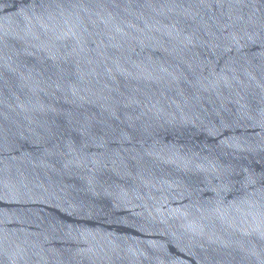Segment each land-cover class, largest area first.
<instances>
[{"label": "water", "instance_id": "1", "mask_svg": "<svg viewBox=\"0 0 264 264\" xmlns=\"http://www.w3.org/2000/svg\"><path fill=\"white\" fill-rule=\"evenodd\" d=\"M0 264H264V0H0Z\"/></svg>", "mask_w": 264, "mask_h": 264}]
</instances>
